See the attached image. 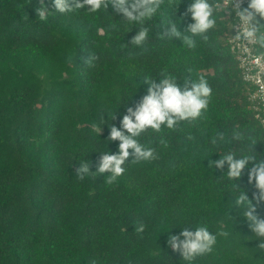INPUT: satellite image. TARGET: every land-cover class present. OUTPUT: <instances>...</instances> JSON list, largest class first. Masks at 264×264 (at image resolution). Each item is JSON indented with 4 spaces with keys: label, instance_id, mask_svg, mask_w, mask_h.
I'll list each match as a JSON object with an SVG mask.
<instances>
[{
    "label": "trees",
    "instance_id": "1",
    "mask_svg": "<svg viewBox=\"0 0 264 264\" xmlns=\"http://www.w3.org/2000/svg\"><path fill=\"white\" fill-rule=\"evenodd\" d=\"M52 2L44 0L51 13L40 21L39 0H0V264H188L167 238L201 225L229 236L217 235L213 252L193 264H264L246 219L235 224L229 216H236L231 197L238 193L227 166L208 167L229 151L246 153L248 136L264 158V124L228 43L233 18L220 10L209 40L197 36L189 49L158 32L162 14L174 13L178 3L184 31L193 22L184 15L191 0H165L145 21L148 40L137 47L128 43L140 25L111 5L61 14ZM92 53L98 59L88 67L84 59ZM165 70L182 88L185 77L204 75L213 90L207 111L194 123L143 133L140 143L156 158L127 162L113 184L106 183L110 173L78 180L80 161L95 172L101 152L118 151L119 141H107L109 125L119 128L126 107L146 94L144 78L159 83ZM234 131L245 140H232ZM218 133L225 140L213 145ZM250 167L239 183L251 199L258 190L248 181ZM257 210L264 217V204ZM139 223L142 234L134 231Z\"/></svg>",
    "mask_w": 264,
    "mask_h": 264
},
{
    "label": "clouds",
    "instance_id": "2",
    "mask_svg": "<svg viewBox=\"0 0 264 264\" xmlns=\"http://www.w3.org/2000/svg\"><path fill=\"white\" fill-rule=\"evenodd\" d=\"M164 3L165 0H82V2L81 0H53L52 7L56 12L64 14L87 6V11L95 13L101 9L107 10L111 5L115 13L123 15V20L140 25L138 32L128 44L143 47L148 40L150 31L148 27L144 26V23L146 20L152 19ZM178 4L175 5V12L171 15L162 14L164 19L160 25L162 31L158 32L159 38L178 39L183 46L189 49H194L197 46L195 40L197 36L207 42L209 40L208 32L217 27L216 14L220 11L221 5L210 2V0H191L184 15L190 14L193 22L189 23L184 31H180L178 28L180 18L176 16ZM241 5L242 0H231L229 9L235 12L237 21L233 24V28L236 30L234 38L258 48L259 54L252 57V63L264 71V64H262L264 61V22H262L264 21V0H249L246 8H242ZM229 9L226 13H229ZM35 11L40 21H47L51 13L45 6L44 0H39V7ZM172 15L177 19H172ZM100 32L102 34L103 29ZM71 59L69 57L70 61ZM97 59L96 54H88L84 59V64L93 67ZM187 71L189 74L192 72L191 69ZM189 77H185L183 80V88L177 83V78L167 73L166 70L160 73L159 83L156 82V79L145 77L143 82L149 85L146 94L135 103L134 107H126L119 128L114 124L109 125L110 134L107 141H119L118 151L115 154H110L109 151L101 152L95 172L90 171L88 161H80L79 166L74 169L76 178L83 181L90 175L110 173L106 177V183L113 184L118 177L125 173L124 165L127 162L131 161L135 164L156 158L153 148L145 147L140 143L138 138L143 133L148 130L160 132L162 126L175 129L180 122L186 121L191 124L201 118L207 111L213 90L204 75L198 74L196 80L189 79ZM246 79H254L260 83L259 73L256 77H246ZM261 92H264V85L261 86ZM115 118L116 114L111 117V120ZM100 119L101 124L104 125V116L102 115ZM92 128L98 134L101 133L100 126L93 124ZM231 139L244 141L245 136L239 131H234ZM246 139L248 142L246 153L242 152L237 155L235 151H229L219 159L209 160L208 167L224 172L225 166H227L224 174L226 173L229 181L234 182V189L238 193L231 197L234 200L231 210L236 212V216L230 214L229 216L235 221V224L239 223L237 217L245 218L250 231L259 241L256 247L264 250V217H261L257 210L258 206L264 204V158L260 156L257 158V153L254 151L258 140L254 136H248ZM224 140V134L218 133L216 137L212 138L211 143L217 145L218 142ZM249 165L251 167L248 170V181L249 183L254 182L255 188L258 190L252 194L251 199L239 183L245 168ZM134 225L136 233L144 232L145 226L142 223ZM217 235L228 237L229 233L220 231L218 234H213L206 225L195 227L194 231L183 227L178 235H168L167 245L173 252L179 253L183 261L193 264L197 257L213 252ZM91 264H96V262L93 260Z\"/></svg>",
    "mask_w": 264,
    "mask_h": 264
},
{
    "label": "built area",
    "instance_id": "3",
    "mask_svg": "<svg viewBox=\"0 0 264 264\" xmlns=\"http://www.w3.org/2000/svg\"><path fill=\"white\" fill-rule=\"evenodd\" d=\"M249 0H242V8L248 6ZM221 11L225 14L226 18H233V24L235 20V12L230 11L231 0H221ZM229 9V13H226ZM236 34L235 28L232 27V31L228 37V43L230 45L231 52L238 61L239 68L242 72L243 80L248 84L249 88V99L252 103V107L256 111V116L261 119L264 124V92H261V86L264 85V71L252 63V57L259 54V50L256 46L245 44L241 41L235 40ZM264 64V61H262ZM259 73V81L257 83L254 79H246V77H256Z\"/></svg>",
    "mask_w": 264,
    "mask_h": 264
},
{
    "label": "rangeland",
    "instance_id": "4",
    "mask_svg": "<svg viewBox=\"0 0 264 264\" xmlns=\"http://www.w3.org/2000/svg\"><path fill=\"white\" fill-rule=\"evenodd\" d=\"M262 22H264V21H262Z\"/></svg>",
    "mask_w": 264,
    "mask_h": 264
}]
</instances>
